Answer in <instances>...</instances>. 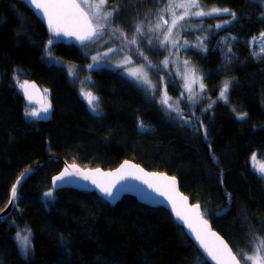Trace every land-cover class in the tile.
<instances>
[{
  "label": "trees",
  "instance_id": "obj_1",
  "mask_svg": "<svg viewBox=\"0 0 264 264\" xmlns=\"http://www.w3.org/2000/svg\"><path fill=\"white\" fill-rule=\"evenodd\" d=\"M154 1L156 8L166 2L111 1L113 23L102 38L107 51L127 44L121 32L131 39ZM199 3L227 8L236 18L220 29L201 28L184 35L189 43L196 41V35L207 36V51L187 50L186 60L203 77L205 90L196 105H178L181 118L162 106L158 95L121 77L119 71L107 70L102 73L110 76L101 86L96 77L102 100L95 114L81 97L83 81L72 80L51 58L69 60V50L76 47L52 39L24 4L2 0L0 214L8 207L18 179L29 169L40 168L20 186L13 214L0 220V264H209L163 208L134 203L129 197L122 207L113 208L96 193L53 191L52 179L66 163L114 171L133 161L151 172L175 176L183 193L202 206L235 253L239 248L252 254L248 233L264 237V179L249 166L255 153L264 162V54L254 56L259 49L251 45L264 32V3ZM158 44L156 39L140 49L144 57L150 54L151 64L166 57ZM131 54L136 65L144 64L137 52ZM151 74L157 82L166 77L163 70L151 69ZM17 78L19 83L35 82L49 93L48 118L28 119L25 113L31 105L23 99ZM225 81L229 82L227 103L218 98ZM166 89L176 106L184 94L182 82H168ZM241 115L243 119L238 118ZM46 192L52 196H45ZM20 230L29 236L26 254L17 240Z\"/></svg>",
  "mask_w": 264,
  "mask_h": 264
},
{
  "label": "snow or ice",
  "instance_id": "obj_2",
  "mask_svg": "<svg viewBox=\"0 0 264 264\" xmlns=\"http://www.w3.org/2000/svg\"><path fill=\"white\" fill-rule=\"evenodd\" d=\"M264 3V0H261ZM30 3L34 5L35 9L43 13V16L47 19V25L49 30L54 36H65L74 38L81 45L91 46L92 43L98 42L106 34V30L110 28V18L113 16L112 11H107L105 6L108 0H30ZM229 9L211 8L205 11V7L199 3V0H166V3L160 5V11L157 13L158 19L153 25L149 22L147 31L150 33H160L156 39L159 41L158 47L168 49H175L176 51H169V56L179 55V49L183 48L185 52L191 48H199L201 51L206 52L207 46L204 41L207 36L196 35L194 39L197 43L190 44L187 38H181L180 33L188 30V25L184 22L192 17H212L221 16L228 14ZM167 17V18H166ZM232 19L236 18L234 12L231 13ZM231 21L225 20V24ZM202 21L197 26L202 25ZM216 29L224 27L223 24L210 25ZM116 31H120L116 29ZM137 34L143 37L145 35L144 22L136 25L132 38L128 39L127 34L121 32V35L127 41L128 45L135 46L136 52L139 56L143 57L147 61V57H144V53L140 51L143 46L138 42ZM231 39H235L234 37ZM255 39V38H254ZM261 40H264V32L261 33ZM228 38H225V44H227ZM52 39L47 41V45H52ZM153 41L151 38L144 41L145 45H152ZM116 48H109L108 51L98 53L91 57L92 64L88 67L100 66L101 56L108 57L110 53L116 52ZM228 51H231V47H228ZM264 53V46L259 49V52H253L254 56H259ZM225 59H228L227 55ZM132 63L131 58L126 56L124 62L117 65V67H124L125 64ZM166 69L169 64L168 58H165L161 62ZM185 70L182 79L184 81L183 87L185 92L188 93V100H194L197 93H194L193 86L199 85V92L202 93L205 90L203 83V77L196 74L195 67H189V62H184ZM149 67L155 68L148 61ZM143 65L140 66L136 71H128V75L135 78L141 84L147 85L150 89H155V85L152 84L148 78L147 72L143 71ZM73 76L75 73H71ZM19 83V79L17 78ZM19 87L24 90V95L27 97L29 102L33 101L32 94L28 91V88H35V85H29L28 81L25 80L23 83H19ZM229 88V82L225 81L222 88L219 90V99L227 102V92ZM85 96L88 101L89 107L95 113L99 107L98 97L92 94V92L81 93ZM156 95H160L158 92H154ZM183 96V94H182ZM171 97L167 95V89L165 87L163 96L160 98V103L166 109H170L177 113L178 116L182 117V113L179 105V100L176 101V106L171 104L169 101ZM40 103V101H36ZM211 103L208 104L210 108ZM51 108L50 103H42L41 109L30 110L25 113L27 116L40 117L41 111L45 114L49 112ZM207 109H205L206 111ZM235 111V109H233ZM246 115V113L244 114ZM244 115L239 116V119H243ZM140 127L144 125L141 123ZM205 138L207 137V130L204 131ZM255 159V156L252 157ZM75 168V166H72ZM136 169V171H132ZM261 173H264V167L260 169ZM79 172L81 178L86 181H90L96 185L102 193L106 196H112V189L115 188L116 183L124 179H138L143 183L148 184L153 191L157 192L160 196L165 197L166 200L171 204L172 211L175 213L177 219L183 221L190 231L195 235V239L199 242L200 246L204 249L207 255L215 261V264H264V237H261L253 232H249L250 239L246 242L252 254L244 252L242 249L237 248V252L234 253L232 248L208 226L207 220L204 219L201 212V206L199 204L188 205V197L183 196L176 190V180L174 177H167L163 174L158 173H146L143 169H138L136 165H129L125 162L119 169L114 173H102L100 169H96L95 172H80L79 169L69 171L65 169L64 173L56 176L53 180L54 187H60L61 184L70 176L75 175ZM57 182H60L59 184ZM19 183V181L17 182ZM45 196H52V192H46ZM13 198L16 197V188L12 189ZM17 239L22 242V251L25 252L30 246L28 235L21 236L17 234Z\"/></svg>",
  "mask_w": 264,
  "mask_h": 264
},
{
  "label": "rangeland",
  "instance_id": "obj_3",
  "mask_svg": "<svg viewBox=\"0 0 264 264\" xmlns=\"http://www.w3.org/2000/svg\"><path fill=\"white\" fill-rule=\"evenodd\" d=\"M156 3L157 2L154 1L153 5H152L153 6V9L150 10V12L146 16L143 17V20L142 21L144 23H146L145 26H144V30H145V33L148 34V35H146V36L144 35L143 37L140 36V38L138 39V42L141 43V44H144V41H146L149 38H151L152 41L154 42L156 40V37L158 35H161L160 33H150V32L147 31V27H148L149 22H151L154 25L156 23L157 19H158L157 13L160 11V7L159 8H156ZM204 7H205V11L211 9L210 7H207V6H204ZM108 11H110V10H108ZM148 17H150V18L147 20ZM225 19L226 20L232 19L230 12L228 14H223L221 16H212V17L205 16V17H200V18L192 17V18H190V19H188V20H186L184 22H181V23H186L188 25V30L187 31H182L180 33V36H181V38H184V35L185 34H188V33H198V32L201 31V28H205V29H216L214 27H210V25H215V24H223V25H225ZM110 21H112V18H110ZM201 21L203 23H202L201 26L198 27L197 25L200 24ZM109 31H110L109 29L106 30L107 33ZM143 38H146V39H143ZM194 43H197V41H195ZM194 43H190V44H194ZM251 45L255 46L256 47V50L258 51V49H260L262 46H264V40H261L260 38L259 39H256V40H253L251 42ZM142 47H145V46L143 45ZM85 49H87V48H84V50ZM125 50L122 47V49H117L116 52L110 53V55L108 57H103V60L101 59L102 60V63H109V65H100L97 68H88V66H87L86 67V70L88 72H92L93 70H96V69L106 68V69H112V70L119 71V72H121V74L123 75V77H125L126 79H128V80H130V81H132V82H134L136 84H138L139 86H142V87L148 89L153 94H154V92H158L160 94L159 97H158L159 101H160V98L163 96L164 89L166 87V84H168V81H165V80H159V82L155 81L153 79V77H152L151 69H155L158 72H160L161 70H163V72H164V74H165L166 77H172V75H174V73H175V75L178 76V79L182 82V85L184 84V81L182 79V76L184 75L185 65H184L183 62L186 60V54H187V52H185L183 50V48L179 49V55L178 56L177 55H171V56H169V51L175 52L176 51L175 49L165 50V48H163L164 52L166 53V57L165 58H168V60H169L168 67L166 69L164 68L163 64L161 63L163 60H165V58L161 62H159V63L152 64V65H154L156 67L155 68L151 67V69H150L149 65L146 63V62H148V60L145 61L144 59H141L143 61V63H144L142 70L145 71V72H147L148 78L151 80L152 84L155 85V89L154 90L148 88L147 85L141 84L135 78H133V77H131V76L128 75V71H136L137 69L140 68V66L139 65H136L134 63L132 57H131V55H132L131 52L132 51L134 53L136 52L135 46L128 45L127 47H125ZM146 55H147V57L152 58L149 53L146 54ZM126 56H129L131 58L132 63H127V64L124 65V67H117L118 64L124 62V58ZM141 58H143V57H141ZM56 61H59L60 62V60H55L54 62L56 64H57ZM188 66L189 67H193L190 63H189ZM74 68L75 67H71L72 70L69 71L70 72L71 79L72 80H75V81L81 82V73H82V71H75ZM171 70L173 71V73H170L169 72ZM71 73H75V75L73 76ZM196 74L198 76H200V74L197 71H196ZM90 81H91V74H88L85 77V79H84V83L87 85V84L90 83ZM21 83H23V82H21ZM183 89H184V87H183ZM193 89H194V93H197V95L195 96V99L194 100H191V101L188 100V98H187L188 97V93L185 92V90H184L183 96L182 97H179V105H183V106H186L187 105L188 107H192V106L196 105V103L199 100V95H200L199 85L198 84L197 85H194L193 86ZM20 90H21V88H20ZM83 92L84 93H87L86 91H83ZM81 97L84 99V101L87 104L88 108L91 110V108L89 107L88 101L85 98V96L81 94ZM49 98H50V95H49V93H47V103H50V99ZM227 101H228V98H227ZM169 102L172 103L171 100ZM40 109L41 108H38L37 106H30L28 108V111H30V110H38L39 111ZM51 111H52V108H50V110H49V112L47 114H45V113H43L41 111V114H40V117L39 118L32 117V116H27V117H28L29 120H32V121L44 120L45 118H48L50 116ZM98 113H99V108L97 109V111L95 112V114H98ZM182 121L185 122L184 119ZM253 156H255V159L254 160L252 159ZM253 156L251 157L249 166H250V168H252L253 171L257 172L264 179V173H261V171H260L261 167H264V162L260 160L261 158H260V156H259L258 153H255V155H253ZM19 233L21 234V236L28 235V233L26 231H24V230H20ZM18 242H19V244L21 243L20 240H18ZM22 247H23V245H22ZM248 264H251V262H248Z\"/></svg>",
  "mask_w": 264,
  "mask_h": 264
},
{
  "label": "water",
  "instance_id": "obj_4",
  "mask_svg": "<svg viewBox=\"0 0 264 264\" xmlns=\"http://www.w3.org/2000/svg\"><path fill=\"white\" fill-rule=\"evenodd\" d=\"M17 2H20L22 4H24L27 8L28 7H32L35 9L34 5H32L30 3V0H16ZM40 16H42V19L46 22L47 24V19L43 16V13L40 12L39 10L35 9ZM47 29H48V33L53 36V37H59L58 39H62L64 40L65 44L70 46V45H75L77 47H79L81 44L76 41L74 38H69V37H65V36H54L52 34V32L49 30L48 25H47ZM29 85H35V88H28V91L32 94L33 96V101L29 102V100L27 99V97L24 95V90L21 89V94L23 99L25 100V102L31 106H37L38 108H41V104L42 103H47V93L37 84L34 82H28ZM36 101H40V103H37ZM128 162L129 165H136L137 164L133 161H125ZM124 162V163H125ZM124 163H122L121 165H123ZM75 166V168H73L72 166ZM121 167V166H120ZM119 167V168H120ZM40 168V165H37L34 168L29 169L28 171H26L19 179V183L16 182L15 184V188H16V197L13 198L12 196V192H11V197H10V202L8 207L5 209V211H3L0 214V220H4L8 217H10L13 214V211L15 210V208L17 207V200H18V194H19V188L20 186L34 173H36ZM69 169V171H74L76 169H79L80 172H95L96 169H85L83 167H81L80 165L77 164H68L66 163L64 165L63 170L61 171V173H59L56 176L61 175L62 173H64L65 169ZM117 168V169H119ZM138 169H141L140 167L137 166ZM105 171L103 169H100V171L102 173H114L117 171ZM132 171H136V169H132ZM146 173H158V174H163L167 177H174L176 180V190L182 194L183 196L188 197V205H193V204H197V203H193V200L185 195L182 191H181V186H180V181L177 177L175 176H171L167 173H160V172H151V171H145ZM55 176V177H56ZM54 177V178H55ZM52 179V189L55 192L58 191H62V190H73V191H77V192H85V193H96L98 196H100L102 199H104L107 203H109L111 206H115L119 201L120 198H126V197H130V196H136L138 198V200L140 201L139 203L142 205H145L147 207L150 208H163L165 210H167L170 215L172 216V218L174 219V221L183 228V230L185 231L186 235L190 238V240L194 243V245L197 247V249L199 250V252L203 255V257L205 258V260L209 263V264H215V261H213L208 255L207 253L204 251V249L200 246L199 242L195 239V235L190 231V229L188 228V226L181 220L177 219L175 213L172 211V207L171 204L168 202V200L165 199V197L160 196L157 192L153 191L152 188H150L148 186V184L143 183L141 180L138 179H124V180H120L119 182L116 183L115 188L112 189L113 195L112 196H106L104 193H102L100 191V189L98 187H96V185L92 184L90 181H86L83 180L79 174V172H76L75 175H72L70 177H68L62 184L60 187H54L53 185V180ZM58 184L60 182H57ZM123 186L124 187V191H120V187ZM200 205V204H199ZM201 206V205H200ZM201 212L203 214V217L205 220H207L208 222V226L211 228V230L215 233H217L227 244L230 248H232V246L229 244V242L218 232L214 229L212 223L205 217L204 213H203V209L201 206ZM233 252L235 253L234 249L232 248Z\"/></svg>",
  "mask_w": 264,
  "mask_h": 264
},
{
  "label": "bare ground",
  "instance_id": "obj_5",
  "mask_svg": "<svg viewBox=\"0 0 264 264\" xmlns=\"http://www.w3.org/2000/svg\"><path fill=\"white\" fill-rule=\"evenodd\" d=\"M16 1V0H14ZM112 0H108V3L107 5L105 6V9L108 11V6H110V3H111ZM17 2V1H16ZM0 3L2 4V0H0ZM9 7V10L13 11L14 14H19V10L18 9H14L11 5H7ZM28 10L29 12L45 27L46 29V32L47 34L52 38V39H57V40H60L61 42H64V40H62L61 38L58 39L59 37H53L51 36L49 33H48V29H47V24L46 22L42 19V16H40V14L32 7H28ZM114 15V13H113ZM113 17V16H112ZM111 17V18H112ZM226 20V19H225ZM230 21V20H229ZM113 23V19L111 21V24L112 25ZM105 37V36H104ZM103 37V38H104ZM65 43V42H64ZM70 46H74L76 47L75 49H70L69 50V56H70V59L69 60H64V59H57L55 57H52L53 59L55 60H60L59 61H56L57 64L62 67L63 69H65L69 74H70V70L71 67H75L74 70L75 71H82L81 73V80L83 81V91H86V92H92L93 95H95L96 97H98V103L100 104L99 102V99H101L100 97V94L95 86V81H96V77H97V85L101 86L103 82H105L110 75L106 74V73H102V71H112L114 73H119L117 72L116 70H112V69H106V68H103V69H96V70H93L92 72H88L86 70V67L89 65V64H92V60H91V57L92 56H95L97 55L98 53H103L106 51V47L104 45V43L102 42V39H100L98 42H94L91 44V46H85V45H80L79 47L75 46V45H70ZM84 48H87L84 50ZM125 50V49H124ZM126 51V50H125ZM132 53V52H131ZM131 55V54H130ZM145 55V54H144ZM78 56V60H76V57ZM50 58V59H51ZM101 59L103 60V56H101ZM100 59V65H109V63H102V60ZM45 64V62L43 63ZM98 66H94L92 68H97ZM89 68V67H88ZM171 72L173 73V71L171 70ZM101 73V74H100ZM88 74H91V81L89 84H85L84 83V79L85 77L88 75ZM120 74V73H119ZM121 77H123V75L120 74ZM162 80H165V81H168L169 83H175L176 80H179L178 79V76L175 75H172V77H164L162 76L161 77ZM35 83V82H34ZM112 94H114L115 92L113 91V89L111 90ZM228 102V101H227ZM225 102V103H227ZM138 167H140L141 169L145 170V171H149V169H147L146 167H144L143 165H140V164H137ZM181 186V184H180ZM120 191H124V187L121 186L120 187ZM181 191L183 192V190L181 189ZM125 199V198H124ZM128 199H131L134 203H138L139 204V200L136 196H130ZM109 204V203H108ZM122 204H123V198H120V201L115 205V206H112L113 208H118L119 206L122 207ZM110 205V204H109ZM182 228V227H181Z\"/></svg>",
  "mask_w": 264,
  "mask_h": 264
}]
</instances>
